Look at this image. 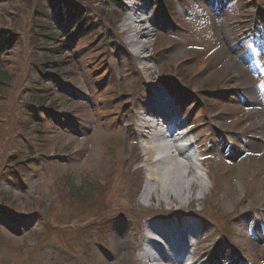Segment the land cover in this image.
Instances as JSON below:
<instances>
[{
    "label": "rangeland",
    "instance_id": "374dc122",
    "mask_svg": "<svg viewBox=\"0 0 264 264\" xmlns=\"http://www.w3.org/2000/svg\"><path fill=\"white\" fill-rule=\"evenodd\" d=\"M122 1L127 7L142 4ZM144 1L143 18L151 19L144 26L152 33L142 55L134 54L122 31L126 8L115 0H81L79 6L91 8L84 11L93 29L69 38L76 25L56 22L58 36L45 53L46 65L35 68L44 53L32 55L34 4L0 0V33H14L23 42L0 48V69L11 76L0 81V177L12 171L7 160L22 150H30L34 161L18 186L0 180V206L8 211L0 216V264H99L98 257L104 264H145L142 228L154 217L136 215L143 210L169 213L165 220L177 216L182 235L170 254L184 251L178 244L184 240L186 255L198 260L214 264L224 255L222 264H264V0H174L171 20L157 8L159 0ZM58 3L57 12H72ZM230 60L238 71L227 67ZM37 69L47 88L42 98L48 119L40 124L35 111L24 112ZM130 69L133 78L125 77ZM153 86L179 99L180 115L197 140L191 162L199 178L190 173L184 185L185 191L189 181L197 186L189 201H158L149 177L153 167L143 156L147 131L133 127V115ZM37 132L45 138L37 139ZM111 148L121 160L109 158ZM137 159L141 189L126 174ZM211 175L224 188L209 205ZM65 181L73 188L104 187L78 202L68 199ZM7 216L13 217L6 221ZM205 220L220 226L231 242ZM118 226L128 233L129 248L120 244L125 238Z\"/></svg>",
    "mask_w": 264,
    "mask_h": 264
},
{
    "label": "bare ground",
    "instance_id": "6f19581e",
    "mask_svg": "<svg viewBox=\"0 0 264 264\" xmlns=\"http://www.w3.org/2000/svg\"><path fill=\"white\" fill-rule=\"evenodd\" d=\"M132 1H140L142 4H140L141 6L136 4L135 8L127 7L122 0H115V3L128 10V12L124 14V19L121 24L122 31L126 34V39L128 43L131 44L134 54L140 56L147 49L146 44L148 43V38H150L152 33V31L148 30L150 29L149 27L144 26V23L147 21L151 22V19L147 17L143 18L144 15L147 14L146 1ZM227 67H232L233 70L238 71V66L231 60L228 61ZM240 77H242V74ZM153 87V94L150 96L148 101L142 105L141 110L136 112L137 114L134 113L133 116L135 118L133 120L135 122L133 123V127L138 128L142 131V133L147 131V145L143 148V156L147 165L153 167V173L149 172V177L154 182L155 192L158 194L159 198L158 201H163L160 198L161 196L166 197L168 200L170 199L173 202L183 199L189 201L190 199L192 200V193H194V190L197 188V186H195L192 181H189L187 183L188 191H185L184 189V185L186 184V176L190 173L195 174V172L192 171V156L185 148H178L172 152L170 151L171 148L169 146L158 144V142L155 141L156 139H163L165 137L159 130H157L156 127L158 126V123L156 121H162V125L166 127V133L169 137L172 130L175 128L169 118V115H171V117L178 116L181 110L178 109L176 112L174 111L173 114L164 112L165 110L159 106V101H163L164 105V101H167L169 99L168 96L172 95L164 93L161 87ZM234 110L235 108L233 111ZM112 155L113 157H118L119 160H121L119 151L117 149L112 151ZM134 157L139 158L137 156V146ZM177 158H180L182 161L178 160ZM137 164H139V159L131 161L129 169L126 171L128 176H132L136 172V169L134 170L133 167ZM194 177L195 179L199 178L197 174H195ZM144 194L149 197L152 194L151 188L146 187ZM138 212L140 213L139 216L144 217L147 215L148 211L143 210ZM154 225H156V223L148 222L147 227L149 229L148 231L156 236L150 233L143 235V244L142 246H139L140 249L142 248L141 252L145 264H153V262H157L158 264L162 261H167L169 264H181L183 257L182 255H184L183 253L182 255H180L179 252L174 255H170L172 242L175 239H178L179 235H182L180 228L177 227L178 222L173 220V222L171 221L170 225L167 227L159 228L157 230H154ZM184 225L188 226L187 223ZM117 234H119L121 239L125 238V241L120 242L121 245H126L127 248L132 245V241L129 236H127L128 233L125 231L124 226H118ZM259 236L262 237L261 235L255 234V237L261 239ZM181 241L182 240L178 241V244ZM181 243L185 242L182 241ZM221 256V258L225 257L224 255ZM220 259L216 260L214 264H222ZM198 262L199 261H196V263ZM98 263L104 264V261L98 257ZM193 264H195V260H193ZM201 264H212V260H202Z\"/></svg>",
    "mask_w": 264,
    "mask_h": 264
},
{
    "label": "trees",
    "instance_id": "16d2710c",
    "mask_svg": "<svg viewBox=\"0 0 264 264\" xmlns=\"http://www.w3.org/2000/svg\"><path fill=\"white\" fill-rule=\"evenodd\" d=\"M18 1H22L23 3L28 5V7L31 6V8L33 7L34 4L33 10L35 12V16L32 17L31 19L33 30L30 36V43L33 44L32 55L36 54L35 51H42L44 53L43 56L44 61L43 60L39 61L38 64L35 65V68L36 67L40 68L41 66L46 65L45 53L46 51L51 50L48 47L53 45L52 43L55 40L54 38L58 36V30L55 27L57 26L56 21L65 24L75 22L76 26L78 27V31H82L84 29L86 33H88L91 29H93V22H89L88 20L89 19L88 13L91 12V8L87 6L86 7H81V5L79 6L77 3L78 1L81 0H18ZM54 2H59L58 4H64L68 6L70 9H72V12L64 13L63 10H58L57 12L53 4ZM85 9L86 10L88 9L89 12L84 11ZM73 13L75 15H72ZM112 15L117 16V13L116 12L112 13ZM35 29H38V31H36ZM72 34L73 32H70L69 35L71 36ZM22 43L23 42L21 40H16V36L14 33H8V34L0 33V48L2 46H6L8 49H10L13 48L14 45L21 46ZM122 54L125 56L124 52ZM39 71H41V69L37 71L38 75L36 76V80L32 82L35 87H33L31 93L32 95L26 100L27 104H26V108L24 109V112L35 111L36 115L39 114L40 117H44L43 113L41 112L42 111L41 107H43L44 105V99L42 98V96L47 91V88L43 85V82L40 79L41 72L39 73ZM134 72L136 73L135 70ZM134 72L132 71V69H130L125 77L131 76L133 78L135 74ZM10 77L11 76L7 72H3L0 69V81L3 80L6 81L10 79ZM35 123L40 124L38 121H35ZM21 128H26V127L22 126ZM34 134L37 139L45 138L43 135H41L40 132ZM18 140L21 143H24L26 139L22 138L21 135H19ZM30 152H31L30 150L29 151L22 150V152L16 153L14 155L15 157L14 156L12 157L13 160L8 159L7 161L11 163L10 167H12L11 168L12 171L8 174H5V176L3 174L2 177H0V180H2V178L4 179L6 178L11 185H15V186H18L20 182L24 181L23 173L26 171V169H30L32 166V165L28 166L27 163L34 162L32 156L33 153L31 154ZM23 153H26L25 154L26 157L24 158V160H19L20 157L18 155H22ZM109 156L112 159L114 158L112 155V151L109 152ZM134 179L136 184L140 183L139 176H136ZM65 182H66V186L68 187L67 190V195L69 194L68 199H73L78 202H85L89 198L91 199V196L93 197V195H96L97 192L103 191L101 187H104V186H97V184L95 183V184L80 185L77 186L76 188L75 187L73 188L72 185L70 184L71 181H65ZM212 183H213V191L208 201L209 205L214 202L213 200L214 198L219 197L221 190L223 189V185L219 183L216 177L213 178ZM138 187H140V184ZM6 209L7 208L0 206L1 217H3L4 214L8 212ZM106 213H108L107 209H106ZM11 217L12 216H7V219L11 220ZM20 222L22 223V219L20 220Z\"/></svg>",
    "mask_w": 264,
    "mask_h": 264
}]
</instances>
